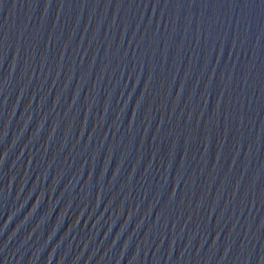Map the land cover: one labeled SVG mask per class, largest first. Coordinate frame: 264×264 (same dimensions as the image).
Listing matches in <instances>:
<instances>
[{
	"label": "water",
	"instance_id": "1",
	"mask_svg": "<svg viewBox=\"0 0 264 264\" xmlns=\"http://www.w3.org/2000/svg\"><path fill=\"white\" fill-rule=\"evenodd\" d=\"M0 264H264V0H0Z\"/></svg>",
	"mask_w": 264,
	"mask_h": 264
}]
</instances>
